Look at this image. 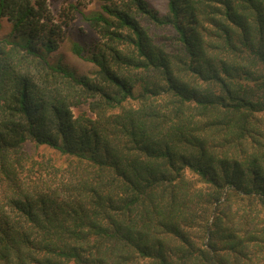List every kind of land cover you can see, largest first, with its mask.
Instances as JSON below:
<instances>
[{"label": "trees", "instance_id": "16d2710c", "mask_svg": "<svg viewBox=\"0 0 264 264\" xmlns=\"http://www.w3.org/2000/svg\"><path fill=\"white\" fill-rule=\"evenodd\" d=\"M96 1L0 0V264H264V0Z\"/></svg>", "mask_w": 264, "mask_h": 264}, {"label": "rangeland", "instance_id": "374dc122", "mask_svg": "<svg viewBox=\"0 0 264 264\" xmlns=\"http://www.w3.org/2000/svg\"><path fill=\"white\" fill-rule=\"evenodd\" d=\"M150 4L159 8L160 10L165 9L166 0H148ZM48 6L55 17L56 21L61 24L62 27V38L57 45V49L50 54V60L52 62H60L74 69L77 73H88L93 68L92 62L79 57L71 50L73 42L80 43L87 49L89 46L94 45L99 40L97 32L85 21L80 13L69 6L70 4L79 5L80 9L89 10L98 7L96 0H47ZM73 17L69 18L67 13ZM10 28L9 22L3 18L1 33L8 32ZM85 108V106H83ZM76 111V109H74ZM28 152L35 153L41 152L44 149H36L31 143L26 145ZM47 150V149H45Z\"/></svg>", "mask_w": 264, "mask_h": 264}]
</instances>
